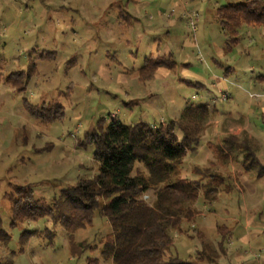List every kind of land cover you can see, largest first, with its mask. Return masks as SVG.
<instances>
[{"label":"rangeland","instance_id":"374dc122","mask_svg":"<svg viewBox=\"0 0 264 264\" xmlns=\"http://www.w3.org/2000/svg\"><path fill=\"white\" fill-rule=\"evenodd\" d=\"M243 1L0 0L1 79L12 71H24L30 62L35 67L22 91L0 82V218L12 235L10 243L0 242V264H113L100 256V241L111 228L98 214L73 235L76 243L87 242L93 249L74 257L60 223L54 227L52 240L39 236L48 225L45 220L20 222L9 229L8 198L29 188L33 197L51 203L65 186L79 177L93 176L97 171L93 146H78L77 140L99 119L107 124L110 116L124 123L139 119L158 123L157 110L147 111L146 117L142 113L149 99L167 120L171 114L178 116L187 102L206 103L210 121L220 120L209 126L204 123L205 138L180 165L182 173L196 179L199 191L190 203L193 219L182 220L181 229L172 232L173 251L186 258L194 252L199 235L215 243L217 226L224 225L230 234L228 261L264 264V175L259 176L253 165L247 166L246 148L230 153L229 158L217 157L214 151L221 145L219 134L236 131L239 141L243 139L264 161V30L242 23L237 43L224 52L226 36L213 19L218 5ZM189 13L197 17L194 34L187 23ZM185 36L195 46L182 45ZM164 46L175 52L174 57L171 54L175 69H168L165 78L158 74L151 82L134 80L145 57ZM219 50L223 56L218 57ZM187 58L191 66L203 68L206 76L227 72L226 100L220 99L210 80L208 93L181 80L195 79L192 72L197 69L180 65ZM132 85L140 87L143 98L130 110L126 106L133 95ZM24 100L56 102L62 113L54 121L36 122L27 114ZM206 189V197H214L211 201L203 194ZM144 198L151 202V190ZM23 229L36 233L18 239ZM186 233L196 242L186 238Z\"/></svg>","mask_w":264,"mask_h":264},{"label":"trees","instance_id":"16d2710c","mask_svg":"<svg viewBox=\"0 0 264 264\" xmlns=\"http://www.w3.org/2000/svg\"><path fill=\"white\" fill-rule=\"evenodd\" d=\"M213 19L226 36L223 50L228 52L238 41L242 23L259 25L264 30V0L220 4L213 11ZM158 67L173 70L176 61L171 54L145 57L138 69V80H151ZM34 70V63L30 62L24 71H12L3 79L0 77V82L9 84L15 92L22 91ZM24 103L27 114L36 122L54 121L62 113V106L56 102ZM210 112L206 103L187 102L177 117L154 124L144 119L124 123L115 116H110L107 124L104 118L99 119L91 131H84L77 140L78 146H93L96 173L65 186L51 203L33 197L29 188L24 194L19 191L20 196L13 194L8 198V228L14 229L20 222L45 220L50 229L45 225L39 236L52 240L54 227L60 223L66 232L69 253L81 257L93 247L84 241L76 243L74 232L90 224L98 214L111 228L100 241V256L110 258L113 264H232L228 261L230 234L224 225L217 226L219 237L215 243L202 235L196 242L186 233V238L196 242L194 252L186 258L173 251L172 232L181 229L182 220L193 219L195 212L190 203L196 201L199 191L196 179L182 173L180 165L199 146ZM222 136L221 145L214 150L217 157L229 158L230 153L246 148V161L250 159L247 166L253 165L259 176L264 175V161L255 155L256 150L244 145L237 135ZM197 166L193 165V169L198 170ZM150 190L151 202L144 198ZM203 194L208 201L214 199L206 197L207 189ZM35 233L23 229L18 239H28ZM11 240L12 235L0 218V242L8 244Z\"/></svg>","mask_w":264,"mask_h":264},{"label":"crops","instance_id":"0c3cea01","mask_svg":"<svg viewBox=\"0 0 264 264\" xmlns=\"http://www.w3.org/2000/svg\"><path fill=\"white\" fill-rule=\"evenodd\" d=\"M173 3H175V1L173 2ZM194 13V12H193ZM158 14H161V12H158ZM191 16V13H189L188 15H187V23H188V20H189V17ZM151 24H153V25H155V26H157L156 24H154V23H151ZM188 25H189V23H188ZM189 27H190V25H189ZM155 28V27H154ZM191 28V27H190ZM192 31V33L195 31V29L193 30V29H191ZM194 34V33H193ZM182 45H193V46H195V44H194V42L193 41H191L190 39L188 40L187 39V37L185 36L183 39H182ZM181 48V47H180ZM160 51V52H159ZM180 52V50H177L176 51V53L177 52ZM174 53L175 52H172V51H169V49H168V47L167 46H164V48L163 49H161V50H157V52H156V54L154 55V56H152V57H156V56H162V55H169V54H172L173 55V57H174ZM218 57H220V56H223L222 55V53H221V51L219 50L218 51ZM184 56V55H183ZM196 57L201 61L202 60V56H199V54H197L196 55ZM186 58V57H185ZM176 61V60H175ZM216 61H218L217 59H216ZM181 64V66H183V65H185L186 67H190V68H195V69H197V70H195L194 72H192V74H194V78L195 79H187V80H183V79H181L182 81H184V82H186V81H188V82H191V83H194V84H192L193 86H197V87H200L205 93H208L209 91H211V89L209 88V84H208V82H209V80H210V82L212 83V85H214V87L216 88V90H217V93L219 94V96H220V99L221 100H226L227 98H228V96H229V94H228V92H227V90H226V79H227V77H226V73L227 72H225V74L223 73H219V72H213V73H210V75H208V76H206L205 75V73H204V70H203V68H201V67H199V66H191V64H190V62L188 61V58H187V60H182V62H180ZM180 67V66H179ZM139 68V67H138ZM137 68V69H138ZM181 69H183V70H185V67H182ZM168 72H170L167 68H164V67H158L156 70H155V72H154V74H153V78L151 79V80H149L150 82L151 81H154V79L156 78V76L158 75V74H160V75H162V78L164 77H166L167 76V74H168ZM133 79L134 80H138V75H134L133 74ZM187 83V82H186ZM197 83V84H196ZM131 88H132V90H133V95H132V98L131 99H129V103L127 104V108L128 109H130V110H132L134 107H136V105H138L139 104V102H140V99H142L143 97H141V89H140V87H137L136 88V86H131ZM203 92V93H204ZM152 95H154L155 96V94H152ZM150 96V95H149ZM179 105V104H178ZM144 110L145 109H147V110H145L144 112H142L143 113V115L146 117V115H147V111H152V110H157L158 112H159V115H160V121H166L167 119H164L163 118V116H162V114H161V111H159V109H157V104L155 103V101H151L150 99H149V103L148 104H145L144 105ZM180 107V106H179ZM178 107V108H179ZM179 109H181V108H179ZM177 111H178V109H177ZM228 113H230L231 111H230V108H228ZM176 113V112H175ZM175 114H171L170 115V118H175V117H177V116H174ZM150 116H152L151 114H150ZM148 118V117H147ZM210 119H211V117H209L207 120H206V122H205V125H207V126H209L212 122H215V124H218L219 122H220V120L219 119H212L211 121H210ZM145 120V119H144ZM146 121H148V120H146ZM151 121V122H150ZM150 121H148V122H150V123H152V124H154L155 122H153L152 120H150ZM131 122H133V121H131ZM233 122H235V123H241V125L243 124H245V123H242V122H239V121H233ZM227 124V123H226ZM230 124V123H229ZM218 126V125H217ZM243 128H244V126H242ZM242 127H240L239 129L237 128V130H242L243 128ZM217 129H216V127H215V131H216ZM202 131H206V130H202ZM204 132H202L201 133V138L202 137H204L203 136V133ZM236 132V131H235ZM234 132V133H235ZM222 133V132H221ZM233 133V134H234ZM217 134H219V132L217 133ZM223 134V133H222ZM222 134H219V135H221L222 136ZM234 135H237L238 136V134H237V132H236V134H234ZM205 138V137H204ZM204 141L205 142H207V141H209V139L207 140V139H204ZM204 145H205V143H204Z\"/></svg>","mask_w":264,"mask_h":264},{"label":"built area","instance_id":"2783aa9c","mask_svg":"<svg viewBox=\"0 0 264 264\" xmlns=\"http://www.w3.org/2000/svg\"><path fill=\"white\" fill-rule=\"evenodd\" d=\"M196 15H191L190 17H189V20H188V23H189V25H190V27H191V29H195V20H196Z\"/></svg>","mask_w":264,"mask_h":264}]
</instances>
